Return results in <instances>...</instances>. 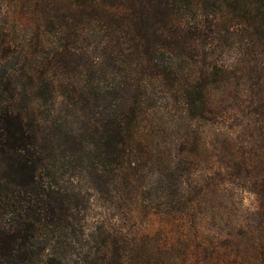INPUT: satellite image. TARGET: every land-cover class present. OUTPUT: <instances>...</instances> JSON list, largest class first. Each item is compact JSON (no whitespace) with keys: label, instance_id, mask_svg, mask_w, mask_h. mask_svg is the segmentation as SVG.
<instances>
[{"label":"trees","instance_id":"obj_1","mask_svg":"<svg viewBox=\"0 0 264 264\" xmlns=\"http://www.w3.org/2000/svg\"><path fill=\"white\" fill-rule=\"evenodd\" d=\"M233 76L234 114L257 120L224 138L219 172L255 194L258 225L223 240L250 261L264 257V0H0V264H133L120 230L84 225L91 201L155 215L178 232L172 263L203 264L196 127ZM78 236L88 254L70 259ZM142 236L135 264L164 263Z\"/></svg>","mask_w":264,"mask_h":264},{"label":"rangeland","instance_id":"obj_2","mask_svg":"<svg viewBox=\"0 0 264 264\" xmlns=\"http://www.w3.org/2000/svg\"><path fill=\"white\" fill-rule=\"evenodd\" d=\"M47 40L49 41V39ZM220 53H225L224 59H228L225 65H229V59H232L233 56L229 57L227 50L225 51L224 49ZM229 55H233V53ZM229 89L230 94L228 95L230 97L228 95L225 97L220 84L211 86L209 97L219 104L217 105L218 110L212 115L209 114L206 117V121L196 127L197 131L201 133L202 138L205 139L207 162L204 165V168H206L204 172L208 176L206 183L203 184L206 198L204 210L206 211V215H208L202 224V231L205 235L204 245L206 247L203 264H264V257H259V254L252 256L250 261L238 259V252L236 260L239 261L234 260V258L228 259L227 254L230 251L228 249L229 243H227V240H223L226 234L233 236L231 233L234 234V232L229 229L231 226L237 224L243 227L258 225L252 224L256 217L254 212H256L258 202L255 194L246 190L233 175L219 172L221 166L224 167L231 161L227 155V146L224 138L231 137L234 141V129L236 126L247 124L248 121L252 122L254 119L257 120V118L249 113L234 114V76L231 78V83H229ZM165 131L166 133H170L169 130L165 129ZM173 154L175 155V147ZM187 174L189 173H186L181 178L184 183L188 182L189 176ZM146 177H151L149 171L146 172ZM151 199L152 195L149 196L148 201ZM127 211L123 206L117 211H108L107 209L98 207L97 203L91 201L90 207L85 214L86 220L84 221V225L91 229L93 227H107L120 230L126 243L125 249L131 251L133 255L131 257V263L133 264L137 262L140 254L146 253V239H143L142 235L148 234L153 237L157 234L156 238H154V243L148 244L147 251L153 252L155 258L157 254H159L158 259L163 257L164 263L162 264H173L171 260L175 252V240L173 237H176L177 230L170 224H167L168 226L163 225L162 221L155 215H151L146 220L138 218L134 213L133 218H131ZM255 222L264 225V222L261 220H256ZM87 231L89 230H85V233ZM78 238L82 246L79 244L76 251L69 253L70 259H74V255L82 257L88 254L87 248L89 245L87 241L80 236ZM157 247H166L169 250L166 253H162L161 249L158 250ZM231 255L234 254L232 253ZM186 263L188 264V261ZM150 264L153 263L150 261Z\"/></svg>","mask_w":264,"mask_h":264}]
</instances>
